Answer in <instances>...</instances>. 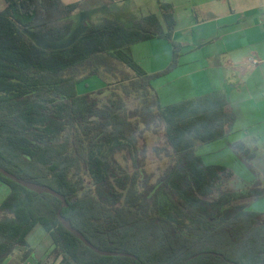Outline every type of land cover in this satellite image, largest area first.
Segmentation results:
<instances>
[{"label":"trees","instance_id":"trees-1","mask_svg":"<svg viewBox=\"0 0 264 264\" xmlns=\"http://www.w3.org/2000/svg\"><path fill=\"white\" fill-rule=\"evenodd\" d=\"M3 1L0 167L54 189L67 206L0 172V183L9 189L0 205V264L17 253L23 262L30 258L27 237L37 225L52 239L49 256L62 264H264V214L249 211L246 202L263 197L264 189L255 183L238 192L233 186L215 197L219 182L229 181L232 172L205 165L195 153L197 142L231 133L236 114L227 95L162 105L153 86L178 65L173 6L161 3L163 21L150 14L127 28L105 20L71 46L46 50L25 30L60 42L73 30L71 15L87 0ZM155 37L172 42L173 60L167 70L150 75L130 47ZM103 74L115 82L105 91L79 94V83ZM150 134L164 136L171 160L155 182L139 160L147 153L139 142ZM234 147L239 156L254 158L243 143ZM105 148L111 160L103 157ZM119 152L134 157L132 172L115 159ZM59 213L98 249L131 256L97 254L61 223Z\"/></svg>","mask_w":264,"mask_h":264},{"label":"crops","instance_id":"crops-1","mask_svg":"<svg viewBox=\"0 0 264 264\" xmlns=\"http://www.w3.org/2000/svg\"><path fill=\"white\" fill-rule=\"evenodd\" d=\"M127 1L87 0L82 11ZM135 3L130 6L131 13L126 15L131 25L150 14L163 21L161 3L173 6L176 20L173 41L179 44L182 54H188L184 61L179 60L177 67L180 71L176 81L181 83L183 93L180 99L185 101L210 93L227 95L236 121L231 133L221 140L238 158L236 143H243L254 153V158L248 162L250 165L239 158L246 180L240 181L235 191L246 192L255 183L264 189V0H135ZM88 27L86 25V29ZM150 40L167 50L164 63L171 62L169 41L159 37ZM253 60L257 63L253 64ZM2 185L0 183V205L9 193ZM262 198L264 196L254 201ZM38 228L43 227L35 226L27 237L28 244ZM41 230L38 248L33 250L29 245V259L23 262L17 253L3 264H45L54 246L49 234Z\"/></svg>","mask_w":264,"mask_h":264},{"label":"rangeland","instance_id":"rangeland-1","mask_svg":"<svg viewBox=\"0 0 264 264\" xmlns=\"http://www.w3.org/2000/svg\"><path fill=\"white\" fill-rule=\"evenodd\" d=\"M81 0H62L64 4L77 2ZM138 3V2H136ZM135 0H128L126 3L122 4H115L110 6H97L95 8H90L85 11H76L71 15V19L74 21V26L71 34L60 42H49L36 34H34L31 30H25V34L32 38L36 44L46 50H59L63 48H67L71 46L76 40L86 31V25H95L103 23L105 20H116L123 26L130 28L133 25L130 22V19L126 17L128 16L133 6L136 4ZM7 4L0 0V11H3L6 8ZM175 17V16H174ZM182 20V19H181ZM167 40V39H166ZM169 41V40H167ZM171 44L172 49V60H173V44ZM177 44V43H176ZM179 45V44H178ZM154 48V50H153ZM181 48H178V65L179 60L183 58V61L186 59V53L182 54ZM131 50V49H130ZM167 50H164L163 47L158 46L156 41H146V42H139L135 46H133L131 53L133 58L140 64L145 71L152 72L157 71L155 73H148V74H158L163 72L164 70L168 69V66L171 62L164 63V57ZM168 66L165 67V65ZM178 65L172 69L171 71L167 72L163 76L158 77L153 82V86L157 91L160 101L162 105H169L174 103L182 102V91L180 86V82L176 81L177 77L179 76V69L177 70ZM162 68V69H161ZM183 69V68H181ZM115 80L107 74H103L101 76H93L89 77L84 82H81L77 85V90L79 94H87L92 91H97L100 89H104L108 87L110 84H113ZM110 91H106L104 96H109ZM225 143V144H224ZM147 147L146 157H140V163L144 166L145 172L153 176V182H155L159 176L170 166V154H168V149L166 148L164 136L158 135H147L146 141L140 140L139 147L142 146ZM250 149V148H249ZM233 149L224 142V140H218L211 143H196L195 153L200 156L205 165H213V164H221V166H225L228 168L230 172H232L231 179L227 181L225 177L222 181L219 182L215 191V197L220 196L221 194L231 191L232 187L234 186V190L236 187L239 186V182L242 180H246L244 175V170L242 168V164L239 160L250 162L251 160H247L246 156H238L235 152H232ZM251 152H253L250 149ZM103 157L106 160H111V154L108 148L103 149ZM115 159L117 162L128 171H133L134 169V157L128 154L127 152H119L115 155ZM245 161V162H246ZM116 167V166H114ZM248 173V172H246ZM2 189H9L2 185ZM3 191V190H2ZM2 193V192H1ZM166 199L163 197L161 199V205L165 204ZM246 202L249 203L248 210L251 212L263 213L264 214V198L254 201V199H248ZM164 208V207H163ZM167 209V206H165ZM40 230H35L30 237V248L37 249L38 244L41 241L40 234L43 233L44 228H38ZM36 263L35 259H32V262ZM45 264H62L61 258L58 260H54V257H48Z\"/></svg>","mask_w":264,"mask_h":264},{"label":"water","instance_id":"water-1","mask_svg":"<svg viewBox=\"0 0 264 264\" xmlns=\"http://www.w3.org/2000/svg\"><path fill=\"white\" fill-rule=\"evenodd\" d=\"M0 172H2L3 174L9 176L10 179L16 181L17 183H19L20 185L24 186L25 188L34 191L36 193H47L50 195H53L59 199H61L64 202V206H67V202L65 200V198L58 193L57 191H55L54 189L47 187V186H43L34 182H30V181H26L23 179L18 178L15 175L10 174L9 172H7L6 170H4L3 168L0 167ZM59 220L61 221V223L71 232L73 233L77 238H79L88 248L92 249L94 252H96L99 255L102 256H124V257H130L131 255L128 253H120V252H115V251H103L101 249H98L97 247H95L94 245H92L79 231H77L76 229L73 228V226L71 225V223L69 221H67L62 215L61 213H59Z\"/></svg>","mask_w":264,"mask_h":264},{"label":"built area","instance_id":"built-area-1","mask_svg":"<svg viewBox=\"0 0 264 264\" xmlns=\"http://www.w3.org/2000/svg\"><path fill=\"white\" fill-rule=\"evenodd\" d=\"M252 62H253V64H256L257 63V60H253Z\"/></svg>","mask_w":264,"mask_h":264}]
</instances>
